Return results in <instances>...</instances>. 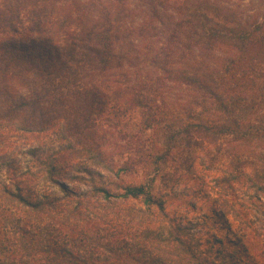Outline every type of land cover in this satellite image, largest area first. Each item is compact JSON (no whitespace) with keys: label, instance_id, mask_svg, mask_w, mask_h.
<instances>
[{"label":"trees","instance_id":"1","mask_svg":"<svg viewBox=\"0 0 264 264\" xmlns=\"http://www.w3.org/2000/svg\"><path fill=\"white\" fill-rule=\"evenodd\" d=\"M135 113L164 138L156 165L167 145L195 142L198 164L223 172L227 195L247 182L264 192V160L246 156L264 140V0H0V144L9 132L57 128L64 142L40 172L7 164L0 202L22 213L8 264H242L222 239L168 220L145 185L64 204L76 196L60 184L73 161L115 171L104 124ZM40 179L64 198L42 197ZM97 195L143 199L138 226H83Z\"/></svg>","mask_w":264,"mask_h":264},{"label":"rangeland","instance_id":"2","mask_svg":"<svg viewBox=\"0 0 264 264\" xmlns=\"http://www.w3.org/2000/svg\"><path fill=\"white\" fill-rule=\"evenodd\" d=\"M104 125L109 137L107 150L116 163L115 171L98 167L93 161L84 158L73 161L75 167L69 168L71 172L60 181L76 195L69 201L65 200L67 208L75 206L73 201L80 198L78 196L92 193L94 188L123 194L129 186L145 185L156 199L163 202V214L168 220L189 228L192 234L201 236L203 241L208 238L222 239L224 244L221 247L228 251L238 250L242 264H264V192L253 187L251 182H245L244 186H236L235 196L227 195L219 184L223 172L205 170L198 164L195 142L190 148L168 143L167 148L172 147L165 159L166 163L156 165L162 155L156 149L161 148L164 138L152 130L144 131L137 113ZM63 146L58 128L33 135L7 133L0 144V182H12L8 163H16L24 172H40L45 168L42 162L60 154ZM248 148L246 156L264 160V140ZM123 166H126V170L119 172ZM37 184L42 197L64 198L60 187L44 179H40ZM90 199V222L87 219L80 222L85 227L88 223L93 229H107L106 224L109 222L116 228L120 227L121 222H132V225L138 226L139 219L134 218L133 214L146 208L143 199L131 198L110 203L105 202L101 195L90 196ZM0 211L3 213H0V241L7 245L0 256L8 264V256L16 250L10 238L15 233L16 222L22 213L2 202ZM152 211L159 213L155 206ZM164 236H167V232H164Z\"/></svg>","mask_w":264,"mask_h":264}]
</instances>
